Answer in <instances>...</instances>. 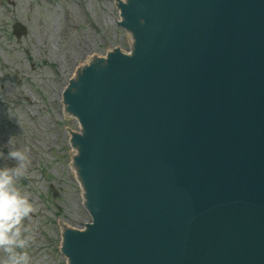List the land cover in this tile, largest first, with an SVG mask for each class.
<instances>
[{"label": "water", "instance_id": "1", "mask_svg": "<svg viewBox=\"0 0 264 264\" xmlns=\"http://www.w3.org/2000/svg\"><path fill=\"white\" fill-rule=\"evenodd\" d=\"M115 3L131 53L83 57L63 89L93 220L58 225L57 250L67 264H264V0Z\"/></svg>", "mask_w": 264, "mask_h": 264}, {"label": "rangeland", "instance_id": "2", "mask_svg": "<svg viewBox=\"0 0 264 264\" xmlns=\"http://www.w3.org/2000/svg\"><path fill=\"white\" fill-rule=\"evenodd\" d=\"M16 21L28 30L20 38ZM120 21L115 0H0V167L25 164L16 186L35 211L20 223L25 247L13 250L30 264H67L58 225L83 230L93 220L73 178L66 126L78 132L80 119L63 116V89L83 57L104 56L105 46L131 51ZM12 149L27 150L31 163L8 157Z\"/></svg>", "mask_w": 264, "mask_h": 264}, {"label": "clouds", "instance_id": "3", "mask_svg": "<svg viewBox=\"0 0 264 264\" xmlns=\"http://www.w3.org/2000/svg\"><path fill=\"white\" fill-rule=\"evenodd\" d=\"M7 156L31 163L27 150L12 149ZM24 168V163L16 168L0 167V248L6 253L3 264H30L27 252L18 254L13 250L14 246L21 249L25 247L27 240L18 239L21 234L20 223L25 216L35 211L27 194H21L16 186L17 179L24 175Z\"/></svg>", "mask_w": 264, "mask_h": 264}, {"label": "bare ground", "instance_id": "4", "mask_svg": "<svg viewBox=\"0 0 264 264\" xmlns=\"http://www.w3.org/2000/svg\"><path fill=\"white\" fill-rule=\"evenodd\" d=\"M127 53L130 54L131 51H128ZM94 55L101 56V57H105V55L103 56V55L93 54L92 56H90V60H94ZM79 69H80V68H79ZM72 80H77L76 74H75V76L73 77ZM65 90H68V86L65 88ZM74 133H75V132H74ZM82 184H83V182H82Z\"/></svg>", "mask_w": 264, "mask_h": 264}]
</instances>
